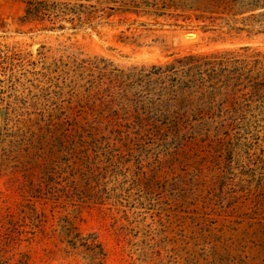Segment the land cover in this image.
<instances>
[{
    "label": "rangeland",
    "instance_id": "374dc122",
    "mask_svg": "<svg viewBox=\"0 0 264 264\" xmlns=\"http://www.w3.org/2000/svg\"><path fill=\"white\" fill-rule=\"evenodd\" d=\"M26 1L0 0V264H264V127L132 145L87 70L264 55V33L143 12L49 31Z\"/></svg>",
    "mask_w": 264,
    "mask_h": 264
},
{
    "label": "trees",
    "instance_id": "16d2710c",
    "mask_svg": "<svg viewBox=\"0 0 264 264\" xmlns=\"http://www.w3.org/2000/svg\"><path fill=\"white\" fill-rule=\"evenodd\" d=\"M25 4L22 24L49 31L63 29L66 23L92 24L102 17L143 12L195 19L239 33H264V0H27ZM150 9L154 12L144 11ZM108 69H87L96 76L89 91L97 90L92 98L114 129L137 130L125 136L129 144L161 136L162 131L200 129L220 139L242 123L243 128L264 127V55L248 47L128 71ZM206 87L212 89L208 97L202 94Z\"/></svg>",
    "mask_w": 264,
    "mask_h": 264
},
{
    "label": "water",
    "instance_id": "95a60500",
    "mask_svg": "<svg viewBox=\"0 0 264 264\" xmlns=\"http://www.w3.org/2000/svg\"><path fill=\"white\" fill-rule=\"evenodd\" d=\"M36 50V48H34V51Z\"/></svg>",
    "mask_w": 264,
    "mask_h": 264
}]
</instances>
